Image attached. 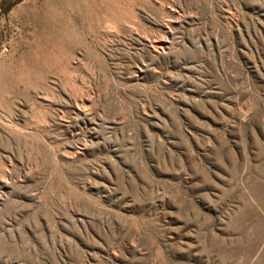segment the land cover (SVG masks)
<instances>
[{
  "label": "rangeland",
  "instance_id": "374dc122",
  "mask_svg": "<svg viewBox=\"0 0 264 264\" xmlns=\"http://www.w3.org/2000/svg\"><path fill=\"white\" fill-rule=\"evenodd\" d=\"M0 264H264V0H0Z\"/></svg>",
  "mask_w": 264,
  "mask_h": 264
}]
</instances>
